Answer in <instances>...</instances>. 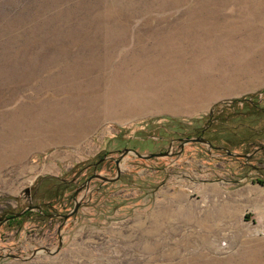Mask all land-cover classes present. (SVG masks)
Returning <instances> with one entry per match:
<instances>
[{
    "label": "rangeland",
    "instance_id": "374dc122",
    "mask_svg": "<svg viewBox=\"0 0 264 264\" xmlns=\"http://www.w3.org/2000/svg\"><path fill=\"white\" fill-rule=\"evenodd\" d=\"M204 127L249 156L125 157L72 198ZM82 193L2 223L0 264H264V0H0V220Z\"/></svg>",
    "mask_w": 264,
    "mask_h": 264
},
{
    "label": "flooded vegetation",
    "instance_id": "af4514ba",
    "mask_svg": "<svg viewBox=\"0 0 264 264\" xmlns=\"http://www.w3.org/2000/svg\"><path fill=\"white\" fill-rule=\"evenodd\" d=\"M206 131V127H204V128H202V129H200L199 131H198V133H197V135L196 136H192V135H184V136H172V137H170V138H168L167 139V143H166V146L165 147H163L162 145H161V147L160 148H158V151H156V152H164V151H169V155H165V156H159V157H155V158H160V157H168V156H172V155H174V152L173 151H171V149H172V147H178V151L180 152L181 151V149H182V147H183V145L184 144H186V143H183L182 144V146H181V148L179 149V145L182 143V139L183 138H193V137H197V136H199V137H201V138H204V139H206L208 142H209V148H211V149H214V150H217V151H223V152H225V154H226V152H228L229 154H226V155H233V156H235V158H243V159H246L248 156H249V153H243V154H240V152H231L230 150H229V148H226V147H224V146H214L212 143H211V140L210 139H208L207 137H205L204 136V132ZM155 139L156 140H161L162 139V137L160 136H157V137H155ZM139 140H146V139H141V138H139ZM192 142H196V141H192ZM187 143H189V142H187ZM207 146V145H206ZM125 148H128V149H133V150H135L137 153H139V154H149V153H155V152H146V153H141L139 150H136L135 148H132V147H125ZM263 148V146L261 147V149ZM259 148H255L252 152H256L257 150H258ZM119 149H117V150H115V152H107L106 154H103V155H101L100 157H98L97 159H95L94 161H91L90 163H88L84 168L85 169H90V173L84 178V180L81 182V184H79L78 186H77V188H79L76 192H75V190L77 189H75L74 190V192H73V197L72 198H74L75 197V195L80 191V190H82V189H85L87 186H88V183L92 180V179H98V180H100L99 178H91V179H89L88 181H86V179L88 178V177H90L93 173H95V174H98V175H101V174H99L98 172H97V167L98 166H100V165H102V164H104V163H108V164H112V167L114 168V175H115V167H116V164H120V162H122V161H124V158L125 157H127V158H129V157H132V158H135V159H141V160H147V159H149V158H154V157H149V158H147V159H143V158H139V157H136V156H133L132 154H124V155H120V153H119ZM177 153V152H176ZM128 161H130V160H128ZM255 168V167H254ZM119 175H120V169H119V174H118V176H117V179H118V177H119ZM102 176V175H101ZM103 177H106V176H103ZM116 179V180H117ZM86 181V183H85V185H84V182ZM101 181V180H100ZM102 182V181H101ZM65 183H72L71 181H67V182H65ZM102 183H104V182H102ZM107 183V182H106ZM34 194V193H33ZM84 193H82L80 196H78V198H77V200H75L74 201V203H77V208H78V206L79 205H81V203L83 202V198H84ZM34 197V196H33ZM73 203V204H74ZM28 207H30V208H28ZM33 207H34V209H33ZM44 207H45V205H44V203H42V202H40V201H38V202H33V198L32 197H30V198H28L27 199V201H26V206L24 207V208H22L20 211H21V213H20V216L21 215H24L25 213H29V212H31L32 210H35L36 212H34V214L33 215H35V216H37V217H43V216H45V217H49V218H53V217H55V218H59V217H57V216H55V215H53V214H50L51 212H45L46 210L44 209ZM77 210V209H76ZM19 211V212H20ZM56 214V213H55ZM58 214V213H57ZM11 215H9V216H6V217H4L3 219H1L0 220V225L2 224V223H4V222H7V221H9V220H11V219H13L14 217H12V218H8L7 220H6V218L7 217H10ZM19 216V215H18Z\"/></svg>",
    "mask_w": 264,
    "mask_h": 264
},
{
    "label": "water",
    "instance_id": "95a60500",
    "mask_svg": "<svg viewBox=\"0 0 264 264\" xmlns=\"http://www.w3.org/2000/svg\"><path fill=\"white\" fill-rule=\"evenodd\" d=\"M192 141H196V142H199V143H202V144H205V145L209 146V142L206 139L197 136V137H193V138L192 137L191 138H183L182 139V143L179 145V149L181 148V146H182L183 143L192 142ZM119 153H120V155L132 154L133 156H136V157H139V158H143V159H147L149 157H159V156L169 155V151L155 152V153H149V154H139L135 150L128 149V148H123L122 150L119 151ZM178 153H179V151H177V154ZM226 154H229V153L226 152ZM118 174H119V166H118V164H116V167H115V175L114 176H112V177H103L101 175H98V174L93 173L90 177H88L86 179V181H88L91 178H95L96 177V178H99L104 183H106V182H113V181H115L117 179ZM86 181L84 182V185H85ZM78 189L79 188H77L75 190V192ZM28 208H30V207H28ZM33 209H34V207H33ZM76 209H77V203H74L73 206H72V209L69 212H67L66 214H55V216L58 215L57 217H61V219H62L61 225H62L63 224V221H65L68 217H70L73 214H75ZM20 213H21V211L18 212V213L12 214L10 217H7L6 220L8 218H12V217H15V216L20 215ZM58 245H59V243H58ZM54 251H56V249L53 250V252ZM3 256L4 257H10L12 259H17L15 256H12V255H7L6 254V255H3Z\"/></svg>",
    "mask_w": 264,
    "mask_h": 264
}]
</instances>
